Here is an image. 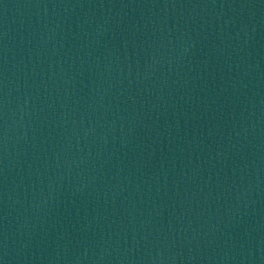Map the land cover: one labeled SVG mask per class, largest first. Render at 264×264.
<instances>
[{
	"label": "water",
	"instance_id": "water-1",
	"mask_svg": "<svg viewBox=\"0 0 264 264\" xmlns=\"http://www.w3.org/2000/svg\"><path fill=\"white\" fill-rule=\"evenodd\" d=\"M0 264H264V0H0Z\"/></svg>",
	"mask_w": 264,
	"mask_h": 264
}]
</instances>
